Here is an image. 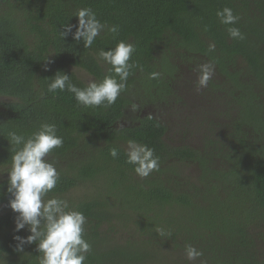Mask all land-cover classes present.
I'll use <instances>...</instances> for the list:
<instances>
[{"label":"trees","instance_id":"1","mask_svg":"<svg viewBox=\"0 0 264 264\" xmlns=\"http://www.w3.org/2000/svg\"><path fill=\"white\" fill-rule=\"evenodd\" d=\"M238 1L251 10L250 0H0V96L12 98L0 101V264H264V0L245 19ZM205 28L225 52L248 41V75L223 68L231 95L248 96L228 113L235 126L206 129L202 148L167 143L152 117L119 128L137 104L134 80L161 84L149 45L167 34L203 47ZM82 188L93 194L75 198ZM120 229L127 238L113 242Z\"/></svg>","mask_w":264,"mask_h":264},{"label":"flooded vegetation","instance_id":"2","mask_svg":"<svg viewBox=\"0 0 264 264\" xmlns=\"http://www.w3.org/2000/svg\"><path fill=\"white\" fill-rule=\"evenodd\" d=\"M250 4L251 10L248 11L245 5L240 2L241 8H244L241 11L243 19L246 15H251L254 18L255 15L259 17L263 13L259 3L257 6L255 0H250ZM202 31L205 40L203 47L196 42V39L189 43L179 36L177 41H171L167 34L164 40L158 41L157 44L154 41L149 45L151 58L148 63L152 68L156 67V74L160 73L158 79L161 84H155L154 75H148L147 73L142 76L141 82L137 79L134 80L132 87H130V94L127 97L132 103L137 104L129 103L125 106V116L119 123V128L132 127L140 124L139 119H143L145 116L152 117L167 128L164 140L169 143L167 136L170 130H177L180 136V134H184L185 131L183 130L191 128L190 125H193V128L207 129L217 128L222 124L226 126L224 128L235 126L232 124V120L227 118L228 113H238L239 101L248 100V96L245 91L240 93L244 99L241 96L234 98L231 95L227 71L235 73L237 78L239 76L242 79L248 75L249 63L244 55L239 52L240 46H247L248 41L239 43L230 40L229 43L232 47L225 52L222 46L214 41L213 34L208 29L205 28ZM99 63L103 68H107V61L99 59ZM223 68L227 71L224 72ZM68 69L88 86L99 83L95 75L81 67L69 66ZM144 86L151 93L158 91L156 98L149 97L151 94L145 92ZM261 99L264 102L263 96H261ZM145 100L146 106L139 104L145 102ZM234 102H236L235 105ZM231 103L234 108H229ZM134 111H136L135 115L127 118L128 114ZM181 112L195 115L194 119L190 121L176 119L178 115L180 117L183 115ZM157 114H172V116L167 120H163ZM207 114H213V117H205ZM200 115L203 116V119H208L206 124H199ZM172 145L181 146L180 144ZM193 173L195 174V171Z\"/></svg>","mask_w":264,"mask_h":264},{"label":"rangeland","instance_id":"3","mask_svg":"<svg viewBox=\"0 0 264 264\" xmlns=\"http://www.w3.org/2000/svg\"><path fill=\"white\" fill-rule=\"evenodd\" d=\"M0 101H10V99L3 97V96H0ZM135 113H136V111H134L131 114H128L127 118L134 116ZM181 113H183V115L181 117L178 115L176 119H178V120L182 119V121H184V120L190 121V120L194 119L195 115H190L191 113H187V112H181ZM157 116L160 119L167 120V119L171 118L172 114H161V115L157 114ZM211 116L213 117V114H207L205 117L210 118ZM125 120L127 121V119H125ZM206 120H208V119H203V116L200 115L199 124H203V125L206 124L207 123ZM173 126L174 125L172 124V127ZM195 126H197V125H195ZM189 127H191V128H186L185 130H183L185 132H184V134H180V136L178 134L179 132L177 130H175L174 128H173L174 130H170L169 135L167 136L169 143L180 144V145L187 144L189 146L193 145V146L202 148L204 146V140H205L206 136L210 135V131L206 130L207 128H199V127L193 128V125H190ZM127 150L131 153H137L140 151V147L135 146V145H129V146H127ZM27 167H28V169H37L34 165L31 166V164ZM191 170H194V169L191 168V166H189V167H183L181 171L184 175H189L190 173H193V172H191ZM5 172L6 171L0 172V179L5 178V175H6ZM86 192L89 195L93 194V192H91V190L82 188L80 190L73 191L72 195L75 198L84 197ZM40 205H42L40 198H35L31 201H28L23 207H21V209H22V212H26L27 209H30V208L33 209V207H35V206L39 207ZM5 210H6V206L3 204H0V215L3 214L5 212ZM127 234L128 233H124V231L121 230V232L119 234H113V236L111 235L110 238L112 240H114L113 242H120L119 239H120L121 235H124L127 238V236H128ZM121 240H125V239L121 238Z\"/></svg>","mask_w":264,"mask_h":264}]
</instances>
